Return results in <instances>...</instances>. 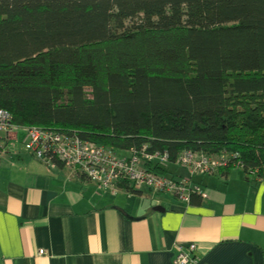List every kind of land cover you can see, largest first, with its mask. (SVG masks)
I'll list each match as a JSON object with an SVG mask.
<instances>
[{
	"label": "trees",
	"instance_id": "1",
	"mask_svg": "<svg viewBox=\"0 0 264 264\" xmlns=\"http://www.w3.org/2000/svg\"><path fill=\"white\" fill-rule=\"evenodd\" d=\"M0 110L173 182L189 153L264 184V0H0Z\"/></svg>",
	"mask_w": 264,
	"mask_h": 264
},
{
	"label": "crops",
	"instance_id": "2",
	"mask_svg": "<svg viewBox=\"0 0 264 264\" xmlns=\"http://www.w3.org/2000/svg\"><path fill=\"white\" fill-rule=\"evenodd\" d=\"M22 138L15 132L0 152V264H171L189 245L200 264H264V184L239 168L174 170L200 190L190 204L141 198L38 163Z\"/></svg>",
	"mask_w": 264,
	"mask_h": 264
},
{
	"label": "built area",
	"instance_id": "3",
	"mask_svg": "<svg viewBox=\"0 0 264 264\" xmlns=\"http://www.w3.org/2000/svg\"><path fill=\"white\" fill-rule=\"evenodd\" d=\"M19 127L14 126L9 115L0 110V152L7 148V139ZM24 137L21 150L29 154L38 163L54 169L49 156H57L66 168H77L93 182L111 193H120L115 182L119 179L129 181V184L141 194V198L148 195L168 194L182 202H188L191 193L200 192L199 188L191 185L188 180L171 181L160 176L144 172L141 168L142 156L133 152L129 159H117L98 146L83 143L76 138L54 135L37 128H23ZM4 137V140L2 139ZM6 144V145H5ZM51 153V154H48ZM148 161H167L166 156L153 155L147 157ZM176 164L185 168L190 178L196 174H213L215 168L220 166L218 161H211L206 157L182 153ZM43 251H39L41 255ZM195 246L177 247L176 255L171 264H200L194 255Z\"/></svg>",
	"mask_w": 264,
	"mask_h": 264
},
{
	"label": "rangeland",
	"instance_id": "4",
	"mask_svg": "<svg viewBox=\"0 0 264 264\" xmlns=\"http://www.w3.org/2000/svg\"><path fill=\"white\" fill-rule=\"evenodd\" d=\"M123 156H127V154L124 153ZM163 167L167 168V170L169 171V174H172V172L176 170L177 168L182 170V167L177 166V165H172V164H165L163 165Z\"/></svg>",
	"mask_w": 264,
	"mask_h": 264
},
{
	"label": "water",
	"instance_id": "5",
	"mask_svg": "<svg viewBox=\"0 0 264 264\" xmlns=\"http://www.w3.org/2000/svg\"><path fill=\"white\" fill-rule=\"evenodd\" d=\"M154 211H156V212H161V208L156 207V208H154Z\"/></svg>",
	"mask_w": 264,
	"mask_h": 264
}]
</instances>
